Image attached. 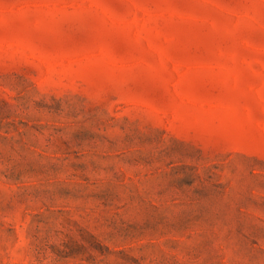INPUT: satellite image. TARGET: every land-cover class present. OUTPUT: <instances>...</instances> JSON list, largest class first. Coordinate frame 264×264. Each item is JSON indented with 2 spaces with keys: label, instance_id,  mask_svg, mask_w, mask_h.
Masks as SVG:
<instances>
[{
  "label": "rangeland",
  "instance_id": "rangeland-1",
  "mask_svg": "<svg viewBox=\"0 0 264 264\" xmlns=\"http://www.w3.org/2000/svg\"><path fill=\"white\" fill-rule=\"evenodd\" d=\"M0 264H264V0H0Z\"/></svg>",
  "mask_w": 264,
  "mask_h": 264
}]
</instances>
